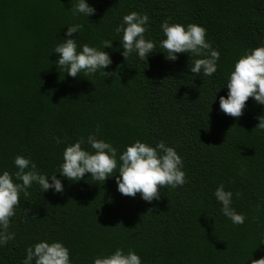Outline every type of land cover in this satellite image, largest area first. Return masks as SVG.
Listing matches in <instances>:
<instances>
[{
	"label": "trees",
	"instance_id": "obj_1",
	"mask_svg": "<svg viewBox=\"0 0 264 264\" xmlns=\"http://www.w3.org/2000/svg\"><path fill=\"white\" fill-rule=\"evenodd\" d=\"M87 3L96 11L86 19L67 11L71 0H0V171L15 173L21 155L51 175L67 145L96 132L118 156L137 140L164 141L181 156L187 182L159 188L160 200L151 203L118 193L115 176L103 185L89 174L63 179L62 193L33 185L27 198L21 193L8 229L15 238L0 247V264H22L26 248L41 240L62 242L73 264H92L116 248L136 252L143 264H250V256L264 257V131L255 129L264 106L249 98L238 119L219 109L234 63L264 43V0ZM130 12L149 16L145 35L157 42L166 18L204 27L220 53L216 73L193 76L189 68L201 57L168 61L158 46L145 62L125 61L114 28ZM72 24L83 25L79 43L113 40L103 49L112 60L106 78H72L56 67L52 50ZM220 184L247 217L243 225L221 215L212 195Z\"/></svg>",
	"mask_w": 264,
	"mask_h": 264
},
{
	"label": "clouds",
	"instance_id": "obj_2",
	"mask_svg": "<svg viewBox=\"0 0 264 264\" xmlns=\"http://www.w3.org/2000/svg\"><path fill=\"white\" fill-rule=\"evenodd\" d=\"M67 11L74 17L81 16L87 19L93 16L96 10L87 3V0L74 2L71 0V7ZM148 25L149 16L146 13L130 12L115 26L114 32L120 36L119 42L123 49L121 55L125 61L135 56L145 62L149 55L156 53L155 49L158 46L163 50L160 53H166L164 56L168 61H176L178 54L201 57L194 59L189 68L193 76L203 74L211 77L216 73L220 53L206 40L207 33L204 27L194 23L187 26L170 23L166 18L160 24L163 39L157 42L146 38ZM82 28L81 24L66 27L64 38L56 44L51 53L58 55L56 67L72 78L81 75L94 77L97 74L106 78L110 74L105 69L112 64V60L109 53L103 49L111 47L113 40H104L99 47L79 43L77 34ZM222 88L227 89V95L219 97V109L228 116L237 119L241 117L249 98L264 106V43L245 51L234 63L227 83ZM215 98L216 95L213 101ZM257 119L255 129L264 131V115ZM54 139L57 144L64 143L59 138ZM85 144L91 151L82 147ZM117 153V148L98 139L96 132H93L64 148L62 163L51 175L41 173L30 158L17 155L13 161L17 169L15 173L0 171V247L15 238V234L8 231L10 220L19 208L21 193L27 198L33 185H38L42 193L49 190L53 193H62L63 179L78 182L85 174H89L93 181L103 185L107 179L115 176L116 190L122 196L136 197L139 194L140 199L151 203L160 200L159 188L175 189L183 187L187 182L181 156L174 147L168 146L164 141L152 146L137 140L126 146L119 156ZM56 173H59L60 178H57ZM212 195L220 205L219 211L223 217L233 225L244 224L247 217L233 207V193L226 191L224 184L218 185ZM30 210L29 208L23 211L25 217ZM259 244H264V241ZM247 261H250V264H264V257L253 260L250 256ZM22 264H73V261L70 259L69 249L62 242L41 240L26 248ZM92 264H143V262L136 252L129 250L125 253L123 249L116 248L111 254L94 256Z\"/></svg>",
	"mask_w": 264,
	"mask_h": 264
}]
</instances>
